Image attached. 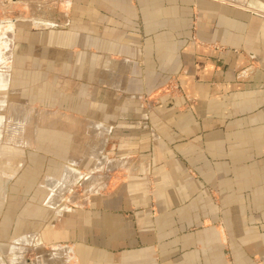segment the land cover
I'll return each instance as SVG.
<instances>
[{"label":"crops","instance_id":"0c3cea01","mask_svg":"<svg viewBox=\"0 0 264 264\" xmlns=\"http://www.w3.org/2000/svg\"><path fill=\"white\" fill-rule=\"evenodd\" d=\"M66 5L60 29L45 31L43 83L55 70V84L77 86L68 97L82 103L62 107L59 126L109 133L87 179L105 184L88 204L58 208L89 174L67 166L46 187L42 222L1 205L0 264H38L31 244L51 249L39 264H264V0ZM37 64L13 79L28 100ZM28 108L8 127L25 145Z\"/></svg>","mask_w":264,"mask_h":264},{"label":"rangeland","instance_id":"374dc122","mask_svg":"<svg viewBox=\"0 0 264 264\" xmlns=\"http://www.w3.org/2000/svg\"><path fill=\"white\" fill-rule=\"evenodd\" d=\"M67 9L66 0H0V211L1 205L6 208L12 207L13 203L15 208L20 206L21 211L31 209V217H36L38 222L43 221L44 214L41 213V209L48 201L46 187L51 183L55 190L61 175L57 174L64 171L67 166L89 174H83L84 178L74 184L71 181L60 191L59 198L55 199L58 208L88 204L92 194L102 189L105 184L102 179L89 183L87 179L92 175V155L99 152L101 144L108 140L109 133L98 128L59 126L58 121L60 124L64 122L60 117L62 107L76 108L78 103L79 105L82 103L68 97L77 86L55 84L56 80L60 81L57 76L61 75L55 70L53 76L57 78L53 77V85L43 83L46 70L43 67L45 54L41 46L45 44V31L60 29L61 13ZM52 35H49V38L50 36L60 38V33ZM35 59L38 61L35 86L37 97L28 100L19 93V91L27 93L25 92L27 88L15 86L13 79L18 76L17 67L28 68L30 60ZM169 88L170 93H175L178 86L169 84ZM50 89L56 94L53 98L48 93L46 95ZM80 90L85 91L86 96L93 95L92 89L88 86H81ZM20 96L21 99L18 100ZM28 107H31V121L34 124L32 127L36 128L28 126L22 128L23 135L25 133L27 138L28 135L31 136V144L25 145L12 141L13 138L8 136L10 132L8 127L16 120L18 124L21 118L28 119ZM53 122L54 125L51 126ZM93 129L96 131L93 132ZM107 149L109 147L106 151ZM77 159L82 161L78 166L73 165V160L76 162ZM35 207L37 212L32 214ZM27 247L33 249L30 251L24 249L29 251L27 256L36 258L38 264L44 252H51V249L40 248L39 245L35 249L32 244Z\"/></svg>","mask_w":264,"mask_h":264}]
</instances>
